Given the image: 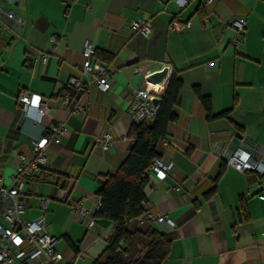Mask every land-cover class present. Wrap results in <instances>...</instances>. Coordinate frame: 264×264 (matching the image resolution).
Listing matches in <instances>:
<instances>
[{"label": "crops", "instance_id": "0c3cea01", "mask_svg": "<svg viewBox=\"0 0 264 264\" xmlns=\"http://www.w3.org/2000/svg\"><path fill=\"white\" fill-rule=\"evenodd\" d=\"M204 2L192 0L181 10L172 0H18L5 5L19 19L0 22V185L12 183L19 153L27 163L33 161L31 138L42 126L65 123L67 134L48 145L40 176L25 178L29 200L22 216H37L39 199L47 198L45 229L55 237V249L73 264H91L102 253L112 223L98 218L89 231L60 196H98L101 182L133 145L126 113L133 89L166 64L168 74L174 71L182 80L177 118L155 147L171 171L165 179L149 175L144 187L148 206L135 229L153 226L175 233L161 264H264L259 179L225 161L234 145L264 149V0ZM176 13L189 23L182 32L168 27ZM236 17L246 19L242 32L229 23ZM135 18L150 23L148 35L130 27ZM85 40L94 47L93 60L108 67L111 88L102 91L92 82L79 92L78 101L86 107L80 114L71 112L61 96L75 92L68 87L71 77L86 78L81 72ZM100 51L112 59L103 62ZM41 53L47 54L44 63L36 60ZM21 87L49 99L40 123L23 117L17 100ZM197 90L210 98L212 115L226 111V116L208 118ZM104 131L113 141L101 151L92 141ZM1 210L0 205L3 222ZM157 214L173 226L148 220Z\"/></svg>", "mask_w": 264, "mask_h": 264}, {"label": "built area", "instance_id": "2783aa9c", "mask_svg": "<svg viewBox=\"0 0 264 264\" xmlns=\"http://www.w3.org/2000/svg\"><path fill=\"white\" fill-rule=\"evenodd\" d=\"M18 0H0V22L17 21L13 8L5 7L12 5ZM75 0H65L66 3ZM181 10L192 0H172ZM211 0H205L208 4ZM230 25L239 31H244L246 19L244 17L233 18ZM134 30L148 35L151 32V25L142 18L132 19L129 23ZM189 26L179 13H176L168 24L170 30L182 32ZM238 42V38L233 39ZM84 61L81 65V72L85 75V80L78 77H71L68 87L73 89V93H64L61 97L71 112L85 113V105L78 101V93L84 91L89 84L95 82L102 91L111 88V75L108 67L99 60H93L94 47L90 41L83 43ZM47 54H38L41 63L46 61ZM160 83H156L145 78L142 86L133 89L132 99L128 104L126 113L131 122L148 123L154 120L158 113L160 102ZM158 97L159 101L152 100ZM18 107L23 113V117L29 119L34 124L40 123L49 110L48 98L42 97L38 93L29 91L26 88H19L17 93ZM67 128L64 122L54 121L41 128L39 135L31 138L33 161L27 163L23 154L17 155L18 165L13 175L10 185H0V205L2 207L0 222V264H12L18 261L20 264H73L60 251L54 247L55 237L45 229V209L48 199L40 198L37 206L40 213L32 219L26 220L22 216L24 209L28 206L29 194L25 191V178L34 174L40 176L42 167L47 161V147L49 144H56L66 136ZM113 138L109 131H104L93 138L92 146L101 151H105L112 144ZM226 163L239 171L252 172L259 176L260 196L264 198V149H247L240 144L234 145L227 151ZM1 153V149H0ZM171 164L163 161L160 157H154L148 167V174L154 175L158 179H165L169 176ZM178 189L179 187H174ZM60 201L66 203L77 218L85 224L89 231L98 226L97 212L102 207L100 196L82 194L77 200H72L66 195L60 196ZM141 206L146 210L148 203L146 198L141 201ZM145 212L141 216L129 218L127 228L134 230L137 225L144 221ZM150 221H158L172 227L171 220L162 215H150Z\"/></svg>", "mask_w": 264, "mask_h": 264}, {"label": "trees", "instance_id": "16d2710c", "mask_svg": "<svg viewBox=\"0 0 264 264\" xmlns=\"http://www.w3.org/2000/svg\"><path fill=\"white\" fill-rule=\"evenodd\" d=\"M97 57L108 62L112 54L100 51ZM181 87L182 80L176 72L171 71L166 77L154 120L130 124L127 136L133 141L132 148L117 170L101 182L97 191L102 207L96 216L111 221L112 228L106 238V247L91 264H161L168 256L176 237L174 232H163L153 226L129 230L127 220L145 212L141 201L145 199L148 167L152 159L158 157L156 144L166 136L168 124L177 118L175 106ZM197 93L208 118L226 116V111L212 115L210 98L202 96L199 90ZM236 129L240 131L238 126ZM252 174L259 179V176Z\"/></svg>", "mask_w": 264, "mask_h": 264}, {"label": "water", "instance_id": "95a60500", "mask_svg": "<svg viewBox=\"0 0 264 264\" xmlns=\"http://www.w3.org/2000/svg\"><path fill=\"white\" fill-rule=\"evenodd\" d=\"M169 72V65H163L159 70L153 71L147 75V78L156 82V83H162L165 78L167 77ZM154 103H157L159 101L158 97H154L152 100ZM237 137H240L241 135L239 133L236 134Z\"/></svg>", "mask_w": 264, "mask_h": 264}]
</instances>
